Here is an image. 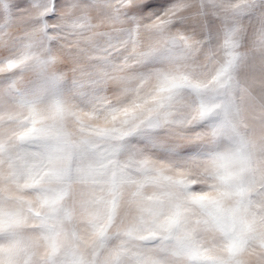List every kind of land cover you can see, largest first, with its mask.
I'll return each instance as SVG.
<instances>
[{
    "label": "clouds",
    "instance_id": "9594fccd",
    "mask_svg": "<svg viewBox=\"0 0 264 264\" xmlns=\"http://www.w3.org/2000/svg\"><path fill=\"white\" fill-rule=\"evenodd\" d=\"M0 264H264V0H0Z\"/></svg>",
    "mask_w": 264,
    "mask_h": 264
}]
</instances>
